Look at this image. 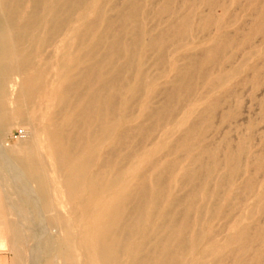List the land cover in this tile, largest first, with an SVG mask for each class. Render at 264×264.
Masks as SVG:
<instances>
[{
  "label": "bare ground",
  "instance_id": "bare-ground-1",
  "mask_svg": "<svg viewBox=\"0 0 264 264\" xmlns=\"http://www.w3.org/2000/svg\"><path fill=\"white\" fill-rule=\"evenodd\" d=\"M118 2L0 0V138L12 126H25V139L6 150L0 139V161L8 152L15 156L42 198L48 155L64 187L59 192L83 199L91 215L81 241L89 264H264V222L255 218L264 214V182L257 189L252 174L238 182L246 138L235 147L227 137H206L222 102L210 91L243 71L222 69L235 57L227 49L242 41L225 30L228 5ZM250 2L257 11L244 39L253 33L264 38V0ZM196 26L208 34L194 35ZM210 65L221 72L213 77ZM199 80L210 89L196 92ZM234 97L238 106L240 97ZM228 109L223 120L233 114ZM21 174L14 179L26 177ZM16 186H3L4 199L25 193ZM38 203L30 208L39 212ZM19 226H11L13 244L20 243ZM64 226L54 235L64 238ZM71 236L64 238L67 247Z\"/></svg>",
  "mask_w": 264,
  "mask_h": 264
},
{
  "label": "rangeland",
  "instance_id": "rangeland-1",
  "mask_svg": "<svg viewBox=\"0 0 264 264\" xmlns=\"http://www.w3.org/2000/svg\"><path fill=\"white\" fill-rule=\"evenodd\" d=\"M118 1L121 3V0H117V2ZM119 2H118V4H119ZM225 3L228 5L226 15H224V20L228 21L227 26L225 27V30H227L230 33H236V36L238 37V39L240 40V38H241L242 41L240 42V44L238 46H232L229 49H227L226 54L229 56L232 55V57H233L234 53H235V57L232 58L233 60H231V58H230L231 62H230V60L226 61L223 64L222 69H223V71H230L235 67L242 66L243 71L240 74L236 75L237 76L236 78L234 76L230 79L225 80L220 87L214 88L211 91L209 90L212 95L214 94L217 97V99H220L219 101H222V102H220V105L218 106V108L216 110L215 117L213 118L214 123L212 122L213 126L207 131L206 137H207L208 141H215V142H221V141H223V139L225 137H227V138H229L231 144H233V146H235V147H236L237 142L241 138L245 137L246 138V143H245L246 153L244 154V157L240 156V159L242 158L241 162H242L243 166L245 165L244 166L245 167V174H244V177L241 176L238 179V182L246 180V178L248 176H250V174H252L255 176V179L257 178L256 179L257 189H261L260 185L263 184V182H264V158H263L264 157V38L261 34L253 33L248 38L244 39L245 33L248 32L252 26V22L254 20V17L256 15V11H257V10H253V6L251 5L252 3L250 2V0H237V2H233V0H225ZM100 4H101V2L98 3V6ZM253 13H255V14H253ZM233 17H236L235 19L238 21H235L233 19V22H229V20ZM198 28H199L198 26L195 27L194 35L199 36V37H201V36L203 37L204 35L208 34L207 32L201 31L200 28L199 29ZM236 29H238V30L236 32H234ZM249 38H250L251 42H250V40H248ZM246 39H247V41H246ZM243 41L245 43H243ZM207 44H209V43H207ZM244 45L248 46V47H245ZM247 61H248V63H247ZM232 62H234V63H232ZM225 65H226V67H225ZM212 66L214 67V69ZM209 70L211 71L213 77L217 76L221 72L219 67L216 65H210ZM253 75H254V78H256V80L253 78ZM167 79H169V77ZM255 81H257L258 84H256ZM230 84L232 85V87ZM196 86H197L196 92L198 91L199 93H202L203 90L205 91V90L210 89L208 84L202 83L201 80L197 81ZM229 87H231V89L228 90ZM232 92L235 93L236 95H238V97H240L239 98L240 104L238 106H237V104L234 103L235 102V97H234L235 94L229 96V94ZM220 94H221V96H220ZM232 99L234 102L232 101ZM223 103H224V105H223ZM202 107H203L202 104L198 105V109H201ZM228 107L229 108L231 107L233 114L229 118L223 120L222 113L224 111H227ZM36 114H38V112ZM195 115L196 114H194L192 116V118H194ZM251 125H252V129H249V127ZM178 133H180V132H178ZM44 137H45V135L42 134L41 139L42 138L46 139ZM0 139H1L2 143L4 141V143H3V145H5L4 150H6V148H9V146H11L13 143H16V142H19L20 140L25 139V126L22 124H17L15 126H12L11 128L7 129L3 133V135H1ZM43 139H42L41 145L44 147L42 150V153L45 155V152H46L45 148H46L47 144L45 143V141ZM6 144L8 146H6ZM9 153L10 152L7 153V156H8L7 161L8 162L7 161L6 162L0 161V183H1L0 184V205H1V209H2V210L0 209V241L3 242V244H4V245H0V259H3V264H13L14 262H16L17 264H19V263L20 264H62V263H64V264H77V262L79 264H89V260L87 259L86 255H85V249L81 246L82 239H84V237L87 238L89 235L88 223L90 221L89 219L91 218L90 213H88V211L84 208V206L82 204L84 202V200L80 199V198H75V197H72V196L66 194L65 190H62L59 192V190L64 189L62 182H61V179L59 177V173H58L59 171L55 167H51V169H50L49 166H51L50 163H52V162H51L50 158H48L47 154L45 155V158H46L45 160L47 161L46 163L48 164V165H46L47 177H48L47 182H46L47 194L45 197L41 198V196L38 193H35V191H37V185H36L37 183L32 178L28 177L29 175H28V173H26L27 171H26L25 167H23L22 164H19V162L17 160H15L16 159L15 156H13ZM177 155H180V152ZM10 156H12L13 159ZM252 157H256V158H252ZM261 157H262V159H261ZM258 158L261 161V163H260V161H258ZM249 159H253V160L251 161ZM254 161H256V162H254ZM187 162L188 161H186V160L184 161V163H187ZM249 164H251V165H249ZM255 165H256V167H255ZM252 168L253 169L255 168V169L253 170ZM251 169L253 171H251ZM52 170H53V172H52ZM12 171L15 174L18 172L22 173L21 175H23L25 173L24 175L26 177H21V179L16 180L13 177L14 173ZM219 171L223 172V169H220ZM52 173L55 175H53ZM7 178H9V179L7 180ZM12 178H13V180H12ZM29 178L31 180H28ZM30 181H32V182H30ZM16 184L25 193L27 191L31 192V193L30 194L29 193H26V194L23 193L22 195L9 193V194H7L8 197H6V199H4L3 194H2L3 192H1L3 189V186L7 191H10V190L12 191V189H14ZM58 184L61 186H59ZM60 187H61V189H60ZM30 189H31V191H30ZM33 189H35V191ZM54 189H55L56 193L53 191ZM10 194H12V196ZM27 194H29V195H27ZM37 194L40 198L37 197ZM14 195H16V197ZM26 195H27V197H26ZM250 195L251 194L247 193V195H245V199L247 200V202L249 201L251 203L253 198H252V195L251 196ZM17 196H19V197H17ZM47 197H49V199ZM60 199L63 202H60ZM36 200H37V203L39 202L38 206H41V207H39V209H40L39 212H37L33 208L32 209L30 208V205H32L33 203H36ZM3 201H5V202L3 203ZM31 201H33V202H31ZM65 201L67 202V204L69 203L68 205H70V206H67ZM72 201H74L75 203ZM18 202L21 205V209H17L18 208L17 206L19 204ZM59 202L61 204H59ZM65 205L70 208V209L68 208V210H67L68 212H66L67 207H64ZM11 206H12V209H11ZM52 206H53V208H52ZM56 206H57V209H56ZM89 206H90V204H89ZM6 207H9V208H6ZM50 208H51V210H50ZM64 208H66V209H64ZM43 209L45 212L42 211ZM75 209H76V211H75ZM11 210H12V214L9 212ZM53 210H54V212H53ZM58 210H60V213ZM3 211H4V213H3ZM41 211H42V213H41ZM7 212L9 214H7ZM53 213L56 214V217H55V214H53ZM64 213H66V215ZM51 214L54 217H52ZM62 215L64 216V218ZM73 215H75V216H73ZM257 217H259V218H257ZM54 218H56V219H54ZM65 218H66V220H64ZM73 218H75V219L73 220ZM255 218L260 223H261L260 220H262V222H264L263 221L264 220V214H261V213L259 215L257 214ZM53 220H56V221H53ZM75 220H76V224H78V225H75ZM57 221L60 223V226H58L59 224ZM248 221L249 220H246L245 222H248ZM15 222H17V223H15ZM54 222L55 223L57 222L56 223L57 225ZM3 223H5L7 226L5 224L3 225ZM50 223L52 225H50ZM85 223H87V224H85ZM62 224H64V225L68 224L69 225L67 230L63 229V231L65 233L61 230L62 233L65 235V236L63 235L64 238L66 237L67 234L72 235L71 236L72 240H71V244L69 247L66 246L65 241H64L65 239L62 237L61 233L57 234V236H56V234L54 235V233H53V232H56V230L61 229V227L64 226ZM80 224H82V225H80ZM11 226H14V227L19 226L21 228V231L19 232L21 244L19 242L17 244L12 243V239L14 238V233H12L13 232L12 228H14V227H11ZM21 226H23L24 228ZM79 227H80V229H79ZM70 229H72V230H70ZM7 232H9V233L11 232L12 234L11 233L9 234ZM2 233L4 234V236L2 235ZM79 233L80 234L82 233V234L80 235ZM8 234H9V236H8ZM24 234L26 236H24ZM1 235H2V238H1ZM51 235L54 236L53 238L55 240L53 246L51 245L50 240H48V238ZM23 236L26 238H23ZM36 236H37V238H36ZM58 236H60V237H58ZM57 238H59V239H57ZM5 239H7V240H5ZM75 239L77 240L76 242H75ZM3 240H5L6 243H4ZM37 240H39V242L37 243L38 246L36 245ZM7 242H9V243H7ZM10 242H11V244H10ZM12 245H14V246H12ZM20 245H22V246H20ZM61 245H62V247H61ZM14 247H16V248L14 249ZM35 248H36V250L38 249V251H36ZM57 248H59V250H58L59 252L57 251ZM69 250H72V251H69ZM74 250H76V251H74ZM17 252H18V254H17ZM74 254H76V255H74ZM47 255H49V258ZM64 258H66V259H64ZM76 259H78V260H76ZM123 259H125V258L123 257ZM75 260H76V262H75Z\"/></svg>",
  "mask_w": 264,
  "mask_h": 264
},
{
  "label": "crops",
  "instance_id": "crops-1",
  "mask_svg": "<svg viewBox=\"0 0 264 264\" xmlns=\"http://www.w3.org/2000/svg\"><path fill=\"white\" fill-rule=\"evenodd\" d=\"M0 264H3V259H0ZM13 264H17V263L14 262Z\"/></svg>",
  "mask_w": 264,
  "mask_h": 264
}]
</instances>
